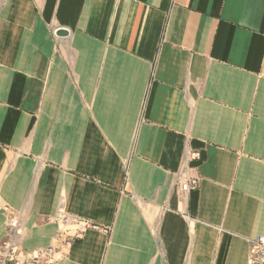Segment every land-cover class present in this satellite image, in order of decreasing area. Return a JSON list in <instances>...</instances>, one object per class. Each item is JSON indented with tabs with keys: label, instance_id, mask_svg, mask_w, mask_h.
I'll return each mask as SVG.
<instances>
[{
	"label": "crops",
	"instance_id": "crops-1",
	"mask_svg": "<svg viewBox=\"0 0 264 264\" xmlns=\"http://www.w3.org/2000/svg\"><path fill=\"white\" fill-rule=\"evenodd\" d=\"M180 173L199 178L183 198ZM59 208L107 231L65 252ZM8 213L54 264H246L264 0H0V241Z\"/></svg>",
	"mask_w": 264,
	"mask_h": 264
},
{
	"label": "built area",
	"instance_id": "built-area-1",
	"mask_svg": "<svg viewBox=\"0 0 264 264\" xmlns=\"http://www.w3.org/2000/svg\"><path fill=\"white\" fill-rule=\"evenodd\" d=\"M197 157L198 152L193 151L183 161ZM198 183L197 176L178 174L176 178L178 195L185 197L188 192L198 186ZM49 219L58 225V233L65 235L60 242L65 252L70 249L72 240L81 236L86 230L107 231V228L66 213L63 208H59ZM22 237H24L23 226L15 214L8 213L5 221V234L0 241V264H54L60 258L58 247L45 246L32 250L26 249L22 246ZM247 245L246 264H264V234L248 238Z\"/></svg>",
	"mask_w": 264,
	"mask_h": 264
},
{
	"label": "water",
	"instance_id": "water-1",
	"mask_svg": "<svg viewBox=\"0 0 264 264\" xmlns=\"http://www.w3.org/2000/svg\"><path fill=\"white\" fill-rule=\"evenodd\" d=\"M67 34V31L66 30H56L55 31V35L56 36H64Z\"/></svg>",
	"mask_w": 264,
	"mask_h": 264
},
{
	"label": "rangeland",
	"instance_id": "rangeland-1",
	"mask_svg": "<svg viewBox=\"0 0 264 264\" xmlns=\"http://www.w3.org/2000/svg\"><path fill=\"white\" fill-rule=\"evenodd\" d=\"M54 34H55V33H54ZM56 212H57V211H56ZM56 212H55V213H56ZM55 213H54V214H55ZM54 214H53V215H54ZM51 216H52V215H51ZM49 218H50V216H49ZM49 218H48V219H49ZM49 220H50V219H49ZM54 223H55V222H54Z\"/></svg>",
	"mask_w": 264,
	"mask_h": 264
}]
</instances>
